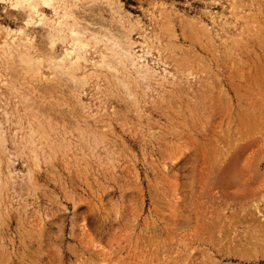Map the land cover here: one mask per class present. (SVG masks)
I'll use <instances>...</instances> for the list:
<instances>
[{
	"label": "rangeland",
	"instance_id": "rangeland-1",
	"mask_svg": "<svg viewBox=\"0 0 264 264\" xmlns=\"http://www.w3.org/2000/svg\"><path fill=\"white\" fill-rule=\"evenodd\" d=\"M68 8L151 67L115 72L100 45L72 78L49 28L0 0V264H264V0Z\"/></svg>",
	"mask_w": 264,
	"mask_h": 264
},
{
	"label": "bare ground",
	"instance_id": "bare-ground-1",
	"mask_svg": "<svg viewBox=\"0 0 264 264\" xmlns=\"http://www.w3.org/2000/svg\"><path fill=\"white\" fill-rule=\"evenodd\" d=\"M6 4H9L10 7L18 10L25 11L24 20L27 25H35L41 24L43 26H47L49 28L48 32V43L51 45L53 49L57 43H60L63 46V51L60 55L59 60L55 62L56 68L61 71L67 72L72 78L74 74L73 71L77 70L83 61L87 59V53L91 49L100 48V45H103V49L99 50L101 53V65H106L109 68L118 72L117 67L112 64L108 59L109 57L116 56L117 62L121 63L124 60L130 61L133 64H139L140 72L143 74L148 73V70L151 66H149V62L147 61V55H151V50H148V47L145 43H142L141 50L142 54H138V52L133 50V44H127L123 48H121V52H118L117 49L121 47L118 45L116 40L111 38H106V36L101 35H86V33L77 28V26L70 22V9L69 0H1ZM72 1V0H71ZM45 8H49L52 12V17H47L45 14ZM48 9V10H49ZM28 27V26H27ZM46 28V27H45ZM21 29V28H20ZM1 31V30H0ZM6 37L11 36L14 37L16 35L15 30L5 28ZM26 32V30H25ZM21 35H24V31L20 30ZM27 33V32H26ZM116 38V37H115ZM5 39V38H4ZM10 39V38H9ZM14 40V39H13ZM22 41L17 44L15 49L17 60L20 64H22L24 70L28 73L31 72L33 74L39 73L41 66L43 64L42 58L35 57L31 52L30 45L27 42L31 41V38L26 36L21 39ZM14 42V41H13ZM31 43V42H30ZM16 44V43H15ZM123 45V44H122ZM33 46V45H32ZM31 46V47H32ZM151 49V48H150ZM1 56H11L13 57V48L7 41L3 47L0 48ZM3 58V57H2ZM139 59L143 60V62L139 63ZM68 63V64H67ZM124 64V63H123ZM153 68V67H152ZM166 72V68L164 70ZM31 75V74H30ZM36 129V128H35ZM34 131L30 136L32 139ZM38 135V134H37ZM5 136L2 132H0V142H5ZM33 142V141H32Z\"/></svg>",
	"mask_w": 264,
	"mask_h": 264
}]
</instances>
